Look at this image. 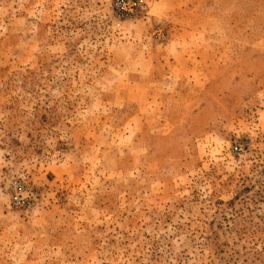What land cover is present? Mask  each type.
I'll return each mask as SVG.
<instances>
[{
	"label": "rangeland",
	"instance_id": "1",
	"mask_svg": "<svg viewBox=\"0 0 264 264\" xmlns=\"http://www.w3.org/2000/svg\"><path fill=\"white\" fill-rule=\"evenodd\" d=\"M0 264H264V0H0Z\"/></svg>",
	"mask_w": 264,
	"mask_h": 264
}]
</instances>
